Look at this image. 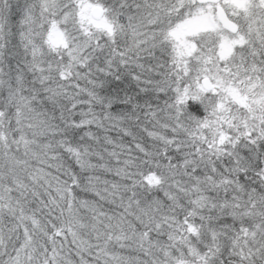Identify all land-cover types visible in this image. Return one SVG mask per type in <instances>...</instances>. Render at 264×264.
Returning a JSON list of instances; mask_svg holds the SVG:
<instances>
[{
	"label": "snow or ice",
	"instance_id": "obj_1",
	"mask_svg": "<svg viewBox=\"0 0 264 264\" xmlns=\"http://www.w3.org/2000/svg\"><path fill=\"white\" fill-rule=\"evenodd\" d=\"M0 264H264V0H0Z\"/></svg>",
	"mask_w": 264,
	"mask_h": 264
}]
</instances>
